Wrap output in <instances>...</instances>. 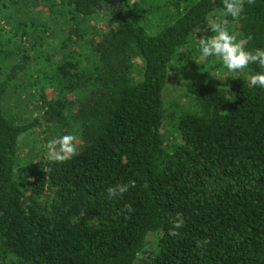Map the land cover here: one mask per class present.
<instances>
[{"label":"trees","instance_id":"obj_1","mask_svg":"<svg viewBox=\"0 0 264 264\" xmlns=\"http://www.w3.org/2000/svg\"><path fill=\"white\" fill-rule=\"evenodd\" d=\"M222 11V0H0L13 22L0 24V264H264V89L244 72L228 86L186 81L189 109L170 112L164 95L172 70L185 73L178 55ZM225 20L264 47V0ZM10 44H21L11 61ZM22 89L38 110L29 122L6 106ZM41 125L79 133L78 154L53 163L45 148L20 166L21 136ZM117 184L128 191L109 197Z\"/></svg>","mask_w":264,"mask_h":264},{"label":"rangeland","instance_id":"obj_2","mask_svg":"<svg viewBox=\"0 0 264 264\" xmlns=\"http://www.w3.org/2000/svg\"><path fill=\"white\" fill-rule=\"evenodd\" d=\"M134 1V0H133ZM138 1V0H136ZM30 14L34 15V13L31 11L30 13L23 12L22 15L25 17L23 21H26V19L31 20L32 18L29 17ZM215 15V14H214ZM113 16L112 11H107L105 13L99 14L96 20H92V22L97 23V26H100L102 28L104 26V23H106L109 20H111ZM20 17L18 16V20L14 21H20ZM12 23L9 19L0 20V24L3 29L9 30V27H12ZM154 24V20L152 19L151 27ZM20 26V25H17ZM211 33L207 30L205 25L203 27H200L196 29L195 31V40L193 41L191 45V50L188 52V56H186L185 51L181 52L180 55H178L177 59H180V62H184L186 65L185 73L184 74H178V71L172 70L170 75V83L164 90L165 95V101L166 105L169 108L170 112L179 111L181 108L189 109L190 106H192V102L188 99L184 87V83L188 80H194L199 83H209L216 86H228V82L233 77H230L231 73H228L226 70H224L221 66V63L218 58L208 57L204 58L199 54V51L196 47V44L198 42V39L201 36H210ZM12 49L8 48L4 52L12 51L13 55H7V59L9 61L18 59L19 58V46L15 45V47L10 44ZM19 51V52H18ZM6 56V54H3ZM33 55V54H31ZM189 57V60H188ZM194 59V63H192V59ZM9 63V62H8ZM136 64L138 67L141 66V62L139 60L136 61ZM140 65V66H139ZM36 70V69H34ZM183 70V69H182ZM34 73V72H33ZM32 73L25 74L22 76L21 82H24V86L26 87V83L32 81L30 78ZM233 75V74H232ZM31 79V80H30ZM27 94L25 89H22V92L17 94L14 92H9L8 96V103L7 107L10 112L13 113V116L16 117V120L18 122H29L32 117H35V115L38 114V110L34 108L33 103L29 104L27 106ZM175 101H178L177 103L180 105L181 108L175 107L173 104ZM49 128L46 125H41L40 127H36L29 131L28 133L24 134L20 138V149H19V159H20V166H23L28 161L31 160H37V155L39 156L40 152L45 150L46 143L52 138H58V134H49L48 132ZM77 135V145L79 146V133L76 131ZM147 251L140 254V261L148 256L150 251L156 248L157 246V235L155 233H151L148 235L146 240Z\"/></svg>","mask_w":264,"mask_h":264},{"label":"clouds","instance_id":"obj_3","mask_svg":"<svg viewBox=\"0 0 264 264\" xmlns=\"http://www.w3.org/2000/svg\"><path fill=\"white\" fill-rule=\"evenodd\" d=\"M223 11L216 15L205 16V27L211 33L210 36H201L196 47L199 54L204 57L218 58L221 66L228 73H247V78L253 87L264 89V47L249 49L243 39L229 30L225 17L238 18L244 10V0H222ZM250 65H257L258 71L249 69ZM75 132L62 134L58 138L50 139L45 147L47 159L53 163H62L72 159L78 154ZM128 191L127 184H117L107 189L109 197H117ZM131 211V205L128 206ZM173 227L169 235H179L177 231L184 224V219L177 213L173 220ZM200 243L199 241L197 242Z\"/></svg>","mask_w":264,"mask_h":264},{"label":"water","instance_id":"obj_4","mask_svg":"<svg viewBox=\"0 0 264 264\" xmlns=\"http://www.w3.org/2000/svg\"><path fill=\"white\" fill-rule=\"evenodd\" d=\"M170 81V80H169Z\"/></svg>","mask_w":264,"mask_h":264}]
</instances>
